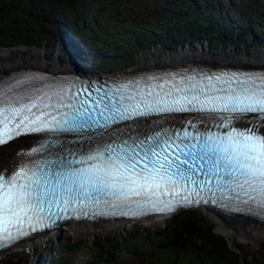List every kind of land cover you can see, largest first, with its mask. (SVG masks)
Instances as JSON below:
<instances>
[{"label":"snow or ice","instance_id":"1","mask_svg":"<svg viewBox=\"0 0 264 264\" xmlns=\"http://www.w3.org/2000/svg\"><path fill=\"white\" fill-rule=\"evenodd\" d=\"M168 113L203 114L205 130L192 120L191 132L140 126ZM125 121L133 123L113 128ZM37 133L58 138L20 154L42 158L0 173V248L70 217L209 202L264 217V72L147 75L107 91L42 74L0 80V145ZM65 134L84 144L67 148Z\"/></svg>","mask_w":264,"mask_h":264},{"label":"trees","instance_id":"2","mask_svg":"<svg viewBox=\"0 0 264 264\" xmlns=\"http://www.w3.org/2000/svg\"><path fill=\"white\" fill-rule=\"evenodd\" d=\"M99 3L107 0H97ZM116 1L117 0H113ZM138 3L139 0H131ZM138 1V2H137ZM87 0H57L49 4L40 3L35 0H0V19L5 20L1 29H9L10 36L24 43L40 44L44 40L60 41L59 27H64L67 32L83 47H88L89 59L87 60L93 68H98L102 60L108 62H122L123 59L118 53L124 52L130 58L133 49L138 46H145V43L154 38L164 48L176 47L181 40H193L198 37L208 36L216 42L225 40L233 41L240 45L241 41L251 42L250 45L264 44V19L256 15L232 14L224 21L213 18L212 11L198 10H173L164 13L160 11L156 17L146 23H137L131 28H124L123 32L111 33L115 21L106 20L109 31L106 38L96 33L97 24L90 23V26H82L84 21L78 16L71 18L69 7H79L81 12L86 14ZM124 6L127 0H121ZM136 6V5H133ZM45 7V8H43ZM21 14V15H19ZM39 15L46 17L49 22L44 23ZM97 15H93V18ZM200 19V20H199ZM17 20H22L17 22ZM201 21V22H200ZM119 25L118 23H115ZM128 40L121 38L123 35ZM177 37V41L174 39ZM1 40V39H0ZM8 43V39H3ZM187 210L179 209L162 226L147 227L145 224L138 225L123 232L106 234L103 237H96L92 240L87 238L75 239L72 235L66 236L67 249L70 251L84 250L88 252L87 257L92 261H112L115 254L118 257L140 258L144 254L145 246L151 242V254L158 253L164 258L166 264L178 262L177 253L182 251L183 256L192 252L190 264H264V254L256 259L254 256L241 254L236 249H231L223 235L213 232L207 228L200 219L193 218V214ZM163 247V248H161ZM33 251L30 250V252ZM249 256V258H247ZM158 258V257H157ZM3 260V259H2ZM52 258L50 264H69L74 260L55 262ZM2 264H25L21 259L14 257L4 259Z\"/></svg>","mask_w":264,"mask_h":264},{"label":"rangeland","instance_id":"3","mask_svg":"<svg viewBox=\"0 0 264 264\" xmlns=\"http://www.w3.org/2000/svg\"><path fill=\"white\" fill-rule=\"evenodd\" d=\"M57 0H35L37 5H40V3L43 4H49L51 2H56ZM178 1V0H175ZM183 1V0H179ZM257 3H256V2ZM88 4L86 9V14H83L81 12V8L79 7H69L66 5H63L65 9L68 10L69 15L71 18H74L78 16L79 18L83 19L84 21L81 23L82 26H90V23L92 24H97V30L96 33L100 34L101 37L106 38V33L109 31L107 24H105L104 21L106 20H111L115 21L110 27H114L113 29L110 30L111 33L108 34H114V32H123L124 28H131L132 25H135L137 23H146L149 22L151 17H156L157 13L160 11L164 12H170L171 10H166L163 8L159 0H139L138 3H134L131 0H127L126 5L121 4V0L113 1V0H107L99 3L97 0H87ZM232 2H244L249 5H254L257 8L256 16L257 17H263L264 19V0H232ZM186 2H182L181 6L184 5ZM206 6H200L205 5ZM211 8H215L216 11L219 10L220 4H224L223 10L227 7L230 8L231 4L229 3V0H192V9L193 10H198L202 9L203 11L207 8V6ZM136 5V6H133ZM45 8V7H43ZM181 9V7H179ZM178 10V9H176ZM209 13V12H208ZM213 18H216L214 13H211ZM21 15V14H19ZM93 15H97V17L93 18ZM44 23H48L49 20L42 16L39 15ZM221 18H225V15H220ZM22 20H17V22H21ZM118 23L119 25L115 24ZM5 24H8L5 20L0 19V59H6L7 64H10L11 61L9 59H15L18 58L19 56H25V62L27 63L28 61H32L33 59L35 60L34 57H37L38 61H40L41 57L38 56L39 54L44 55L45 58H54V57H59L61 56L62 58L66 56L65 53V48H63V43L62 41L52 42V41H43L40 44H35V43H24V42H19V40H16V38H13L10 36V30L9 29H1L2 26ZM122 38V37H121ZM177 38V37H176ZM175 38V39H176ZM3 39H8V43H3ZM216 38L214 39H209L208 36H206L205 39H200L198 41L193 42H181L180 44L178 43L176 47L172 48H164L161 46L159 43H157V40L155 39H150L143 48L141 46H138L137 48L133 49V54L130 58H125L123 59L122 62H116V61H110L107 63L106 62H101L100 66L98 67L97 71L100 73H105V72H110V71H121V70H132V68L135 67H144L145 61H147L150 58H154L159 55H167L169 53V50L173 49H180L182 45H191V44H199V43H204L207 44L209 43V48L211 50L216 51L220 55L224 56L227 53L232 52V50L236 49L239 53V51L243 52L242 55H246L244 53H249L252 54L256 51H264V44H259V45H250L251 42L245 41L244 43L241 41L240 45H236L233 41H222V42H216ZM190 41V40H187ZM201 46V45H199ZM58 47L61 48V55L57 53ZM208 47V46H207ZM206 48V46H205ZM204 49V46H203ZM207 49V48H206ZM208 50V51H207ZM206 52H209V49H207ZM64 51V52H62ZM160 52H165V53H159ZM158 53V54H156ZM120 55V53H118ZM155 54V55H154ZM257 54V53H256ZM209 57L210 55L207 54ZM261 55V54H258ZM27 56L29 57V60H27ZM222 56H215L217 59H221ZM65 59V58H64ZM226 60H232V59H226ZM54 61V60H52ZM44 64H50L54 65L51 62V60H44L41 61ZM21 63V62H18ZM57 63V62H56ZM213 66V65H209ZM216 66V65H215ZM242 67V66H241ZM250 66H245L243 68H249ZM0 68H8V67H0ZM254 68V67H250ZM47 71H50L51 69H45ZM189 213L193 214V218L200 219L207 228L211 229L213 232L219 233L223 235V238L227 241V245L231 249H236L238 250L241 254L245 255H251L252 258L255 256L256 259L261 258L262 255L264 254V236H261L257 240L253 239H243L239 238L235 233L230 232V233H225L223 231H220L217 227V223L214 222L211 218V215L203 210L202 208L199 209H192V210H187ZM164 219V218H163ZM159 220L156 218H151V219H140L136 223H142L149 226L150 228L153 226H162L167 220V217H165L164 220ZM166 220V221H165ZM133 222H127V225L124 226L121 229H115V230H102L101 228H96V233L91 234H81L77 233L74 228H65L64 224H62L60 229L56 231L55 233H52L50 236H48V239L45 242H41L37 246L33 247H28V246H21L17 245L9 249V252L6 254L0 253V264H2L4 259H11L14 257H17L21 259L25 264H50V260L54 258L56 261L55 262H63V261H69V260H75L74 262H77L76 264H166L164 262V258L162 257L161 254L158 256L156 254L158 253H167L165 251L162 252H156L155 254H151L152 245L151 242H149L145 248H144V254L140 258L132 259L130 257H118L117 254H115L114 258L112 261H103V262H96L92 261L91 257H87L88 252L84 250L80 251H70L67 249V239L66 236L72 235L75 239H84L87 238L89 240H92L96 237H103L106 234H113L116 232H123L124 230L131 229L132 227L138 225ZM125 224V223H124ZM163 248V247H161ZM30 252V250H32ZM183 252L180 251L177 253V259L178 262L175 264H190L191 259L193 260L194 258L191 257L192 252H189L188 256H183ZM158 257V258H157ZM249 258V256H247ZM3 259V260H2ZM72 263V262H71ZM70 264V263H69ZM168 264V263H167ZM195 264V263H194ZM244 264H247L245 262Z\"/></svg>","mask_w":264,"mask_h":264},{"label":"bare ground","instance_id":"4","mask_svg":"<svg viewBox=\"0 0 264 264\" xmlns=\"http://www.w3.org/2000/svg\"><path fill=\"white\" fill-rule=\"evenodd\" d=\"M192 5V0H189L187 3V7ZM201 5L200 6H206ZM189 10H193L192 7H190ZM200 20V19H199ZM201 22V21H200ZM126 28V27H124ZM124 40H128L129 37L125 34L122 36ZM206 36L203 37H198L197 39H193L194 41H198L200 39H205ZM177 41V38L174 39V41ZM193 40L187 41V40H181V42H193ZM264 43V42H263ZM201 45V46H199ZM204 46V49H203ZM209 49V52H206V48ZM208 46V47H207ZM209 43L204 44V43H199V44H191V45H182L180 49H173L169 50V53L167 55H159L154 58H150L144 64V67H133L132 71H137L140 69L146 70L149 68H169V67H174L178 66L180 64L182 65H190L191 63H200V64H205V65H213V66H239V67H245V66H250V67H258L262 68L264 70V51H256L252 54L249 53H244L246 54L245 56L242 55L243 52L239 51L236 52L237 50L234 49L232 52L225 54L224 56L220 55L214 50H211L209 48ZM174 47V46H173ZM208 51V50H207ZM64 52V51H62ZM66 52V51H65ZM159 53H165V52H160ZM58 54L61 53V48L58 47L57 50ZM257 53V54H256ZM158 54V53H156ZM209 54L210 57L207 55ZM261 54V55H258ZM155 55V54H154ZM38 56L41 57L40 61L36 59L37 57H34L35 60L33 59L32 61H28L27 63L25 62V56H19L18 58L15 59H9L11 61L10 64H7L6 59H0V67H8L6 68H0V76L2 74H7L11 71H14L16 69H21V68H41V69H51L50 71L52 72H62L68 68L74 67L75 63L74 61L69 57V55H66L65 57H54V58H45L44 55L39 54ZM121 59L128 58L129 56L126 55L124 52H120ZM215 56H222L221 59L215 58ZM27 60H29V57L27 56ZM65 58V59H64ZM232 59V60H226V59ZM25 60V61H24ZM48 61L51 60V62H54V65L50 64H44L41 61ZM54 60V61H52ZM103 62L107 63V60H102ZM21 62V63H18ZM57 62V63H56ZM30 66V67H28ZM102 66V65H101ZM100 66V67H101ZM249 67V68H250ZM98 69V68H97ZM97 69H93L95 72V75L97 77H102L105 80H110V79H116L118 77H123L124 73L127 72V70H124L123 72L121 71H115L112 74H109V72L105 73H100L97 71ZM108 76H113V77H108ZM23 138L18 137L7 144L0 145V169H3L4 166L8 163L13 158V152L19 145L21 144ZM185 209H191L190 207L185 208ZM210 215L211 218L214 222L217 223V227L220 231H223L225 233H230L233 232L235 233L239 238L243 239H253L257 240L261 236H264V223L260 220H257L251 216H245L243 214H230V213H222L215 207H207L205 208ZM200 210V209H199ZM165 213H154L153 216L151 217H146L142 218L143 220L145 219H151V218H156V219H165L164 216ZM163 219V220H164ZM137 222L139 220L136 219H125L122 216H117L115 219H88V220H76L70 223H67L66 225L69 226V228H74L77 233L81 234H91L96 233V228H101L102 230H115V229H121L123 228V225L126 226L127 222ZM125 223V224H124ZM61 225H56L55 227H51L48 229H44L34 235L28 236L24 240L19 241V245L22 246H28V247H35L41 242H45L48 239V236H50L52 233H55L60 229ZM9 248V247H8ZM6 248L3 250L1 253L5 254Z\"/></svg>","mask_w":264,"mask_h":264},{"label":"clouds","instance_id":"5","mask_svg":"<svg viewBox=\"0 0 264 264\" xmlns=\"http://www.w3.org/2000/svg\"><path fill=\"white\" fill-rule=\"evenodd\" d=\"M8 252H9V251H8ZM8 252H6V253H8ZM6 253H5V254H6Z\"/></svg>","mask_w":264,"mask_h":264},{"label":"flooded vegetation","instance_id":"6","mask_svg":"<svg viewBox=\"0 0 264 264\" xmlns=\"http://www.w3.org/2000/svg\"><path fill=\"white\" fill-rule=\"evenodd\" d=\"M28 67H30V66H28Z\"/></svg>","mask_w":264,"mask_h":264}]
</instances>
